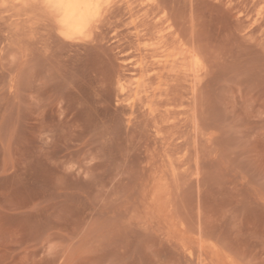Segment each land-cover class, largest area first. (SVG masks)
Listing matches in <instances>:
<instances>
[{
    "label": "rangeland",
    "instance_id": "rangeland-1",
    "mask_svg": "<svg viewBox=\"0 0 264 264\" xmlns=\"http://www.w3.org/2000/svg\"><path fill=\"white\" fill-rule=\"evenodd\" d=\"M51 6L0 0V264H264V0Z\"/></svg>",
    "mask_w": 264,
    "mask_h": 264
},
{
    "label": "bare ground",
    "instance_id": "bare-ground-1",
    "mask_svg": "<svg viewBox=\"0 0 264 264\" xmlns=\"http://www.w3.org/2000/svg\"><path fill=\"white\" fill-rule=\"evenodd\" d=\"M100 1L101 0H50V4L52 6H54V8L62 16V26L65 29V31H62V32H65V34L67 32V34H69V33H73V32H78V31L82 30V28H84V27L87 28L88 24L87 25H85V24L88 20V17L90 18V15H92L91 12H92V10H94L93 8H95ZM97 7H99V6H97ZM52 9H53V7H52ZM89 20H91V19H89ZM78 33H76V34H78ZM141 61H142V59H141ZM160 63H161V61H155V64H160ZM142 67H143V65L141 66V69H142ZM146 68H147L146 65H144L143 70L145 72L148 71Z\"/></svg>",
    "mask_w": 264,
    "mask_h": 264
},
{
    "label": "snow or ice",
    "instance_id": "snow-or-ice-1",
    "mask_svg": "<svg viewBox=\"0 0 264 264\" xmlns=\"http://www.w3.org/2000/svg\"><path fill=\"white\" fill-rule=\"evenodd\" d=\"M46 2L50 5V0H46Z\"/></svg>",
    "mask_w": 264,
    "mask_h": 264
}]
</instances>
